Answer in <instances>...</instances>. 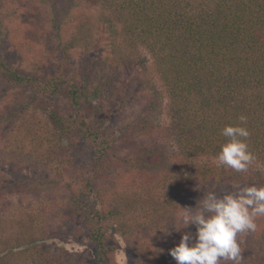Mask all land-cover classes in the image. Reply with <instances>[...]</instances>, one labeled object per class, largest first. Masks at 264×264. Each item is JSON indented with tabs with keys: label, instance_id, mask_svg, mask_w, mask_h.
<instances>
[{
	"label": "trees",
	"instance_id": "1",
	"mask_svg": "<svg viewBox=\"0 0 264 264\" xmlns=\"http://www.w3.org/2000/svg\"><path fill=\"white\" fill-rule=\"evenodd\" d=\"M38 1L45 9L46 37L36 35L32 24L9 27L16 11L5 12L0 4V80L10 89L29 92L36 106L55 103L48 112L55 142L75 133L91 149L92 166L80 176L69 174L70 154L47 140L52 151L45 163L28 168L40 166L46 178H26L16 186L38 189L37 197L40 188L56 189L57 215L64 226L48 234L43 228L35 242L3 250L0 264H107V243L115 234L139 254L138 264H153L157 242L144 249L132 224L136 212L149 218L147 224L160 215L168 224L182 211L186 193L193 198L223 183L231 188L264 184V0H87L86 12L68 38L64 21L74 0L69 7L60 0ZM90 9L98 10L97 19L89 16ZM141 49L150 57L160 90L149 80L124 92V66L137 67V73L148 69ZM46 65L54 68L53 75L37 73ZM145 96L141 115H152L164 100L165 124L151 126L148 117L138 114L111 130L103 118L89 123L83 115L93 104L96 110L116 114ZM28 105L0 111V130L16 142L9 145L15 151L8 160L19 176L25 168L16 166V156L29 155L26 145L32 150L46 145L36 143L46 137L43 126L39 124V132L21 123ZM226 125L250 133L244 142L255 160L247 172L218 166ZM21 129L22 137L16 135ZM129 131L137 139L123 156L117 147ZM9 182L0 179V192ZM158 188L161 197L154 201ZM130 190L143 200L137 208L129 202ZM258 220L251 235L262 246L264 230L257 232ZM85 231L92 245L89 254L64 251L55 257L41 250L39 243L50 237L78 240Z\"/></svg>",
	"mask_w": 264,
	"mask_h": 264
},
{
	"label": "rangeland",
	"instance_id": "2",
	"mask_svg": "<svg viewBox=\"0 0 264 264\" xmlns=\"http://www.w3.org/2000/svg\"><path fill=\"white\" fill-rule=\"evenodd\" d=\"M86 2L87 0H74V4H71L69 7V0L59 1L61 6L67 5L70 11V13L65 17L64 21L63 32L65 38H68L69 35L76 29L77 18L84 16L86 12V6H88V3ZM0 4L2 8H4L5 12H10L12 10L16 11V16H12L8 23V25H10L9 27L16 28L18 25L32 24V28L34 29L36 35L40 34V36L46 37L50 34L47 27L42 23L45 18V9L38 0H0ZM89 16H91L93 19H97L98 10L90 9ZM77 54L78 53H76L75 56ZM140 55L142 59L148 62V69L145 72L137 73V67L132 65L124 66L122 71L124 92L134 90L136 87L140 86L141 84L144 85L145 82L149 80H151L155 84V87L160 90V86L155 80L148 53L141 49ZM54 72L55 70L53 67H51V65L43 66L37 71V73H42L44 75H53ZM144 89L146 90L145 87ZM145 98H147V96L139 99L140 101L138 102L133 100L128 102L125 108L116 114L107 113L105 110H96L97 106L96 104H93L95 107H93V109L85 110L83 115L86 117L89 123L94 121L95 118L101 120L104 119L106 123H103L111 130H115L122 127L126 122L133 121L134 116L138 114L141 115ZM25 103H29L27 107L28 113L24 115L21 123H24L23 126L25 127H35L38 131L40 127L39 124L43 126L46 137L39 138L36 143L42 144V142H44L46 145H39L41 147L38 146L39 148L35 150H32L30 146L26 145V150L29 151V155L26 157H21L19 155L16 156V166L18 168H25V171L22 173L23 175L19 176L16 175L14 168L8 160L9 153L15 151V147L9 145H15L16 142L14 140L8 141L5 139L6 134L0 130V179L10 181L9 184H4V188L0 192V252L3 250H8L11 247L25 246L35 242L34 240L39 238V234H41L43 228H46L45 232H50L56 227L64 226L62 219H60L57 215L59 209L55 205V198L58 196L56 189L52 187H49L48 189L45 187L40 188L39 190L41 191V195L37 197V195L34 193V190L38 189L32 187L31 190H21L22 188L16 186L17 183L23 181L26 178H46L40 172V170H42L40 166L39 168L33 167L34 170H30L28 168H30V165L34 166L36 162L42 164L45 163L46 157H49L48 155L52 151V147L48 141L51 142V144H58L56 148L59 147V151L70 154L72 158V171L69 172V174L80 176L81 172L86 173L89 169H91L92 166L91 149L86 144V142L77 137L75 133L71 134L67 140H64L60 143L55 142V139L51 134L48 118L49 110L55 109L51 107V105L53 106L55 103L50 104L48 102L41 101V106H36V104L32 103L29 92H23L20 89H10L0 80V111L6 108L19 109L22 104ZM103 106L105 108L106 104H103ZM164 107L165 101L162 100L152 115H147V113H144L141 116L144 115L148 117V122L151 124V126L155 124H165L167 119L164 114ZM22 132L23 130L21 129V131H19L16 135L19 136ZM24 134L25 132L22 133L21 137ZM126 136L128 139L123 140L124 142H121V145L117 147L119 154L123 156H126V152L129 150V145H132V142H134L133 140L137 139V134L134 132L129 131ZM5 144L7 148L4 147ZM151 171L152 170H150V172ZM132 179H134V177ZM252 185L257 187L264 186V184H241L238 186L245 187ZM160 190L161 189L159 188L155 190L156 197H154V201L157 200L158 196L161 197ZM235 190L236 187L231 188L230 184L223 183L213 191L207 190L202 193L198 192V196L193 198H190L188 193H186L180 202L183 208H195L197 201L202 199L204 195H207L210 192H214L219 196L234 192ZM49 196H53V198L49 199ZM128 197L129 202L132 203L133 206H136V208L138 207V202L143 201L141 196L139 198V193H135L133 190L128 192ZM62 207H64V204ZM54 216H56L58 219H56ZM133 218H135V223L132 222V224L135 225V228H138L137 231L140 235L139 240L144 242V249L148 248L146 245L148 246V244H152V246H154L155 242H157L158 249H156V256L152 258L153 264H176V261L169 254V249L179 244L181 236L184 232H190L194 237L196 231L194 225H190L187 228L176 231L175 223L177 228H179L180 225L174 217L169 218L173 221L168 224L166 223L168 220L165 221L164 217L161 215L153 222L148 224L145 222H147L149 218L145 217V215L142 213L136 212L135 217ZM257 218L260 219L258 222L261 224L260 228L257 229V232H259L264 230V216ZM53 233L54 232H51L49 236H51ZM251 233L252 231H247L237 235V242L242 250L243 256L241 264H264V245H258V243L255 241L256 237L254 234L251 235ZM257 234L260 235V233ZM50 238L40 242L39 244H41V250L43 253L55 257L64 251L67 253L86 255L90 253L92 246L86 231L78 240L68 239L65 241ZM107 244L111 248L107 264L139 263V254L133 252L126 245L119 234L113 235ZM151 250L153 251V247L150 249V251ZM230 262L231 261H228L227 264Z\"/></svg>",
	"mask_w": 264,
	"mask_h": 264
},
{
	"label": "clouds",
	"instance_id": "3",
	"mask_svg": "<svg viewBox=\"0 0 264 264\" xmlns=\"http://www.w3.org/2000/svg\"><path fill=\"white\" fill-rule=\"evenodd\" d=\"M240 121L246 123V117ZM222 135L227 142L217 155L218 166L247 172L255 156L244 141L250 136L245 127L226 125ZM181 208V207H180ZM175 218L180 227L195 226V235L184 232L179 244L169 249L176 264H241L242 250L237 235L255 231L257 217L264 216V186L239 187L234 192L217 195L210 192L198 200L195 208H181ZM194 242L190 244V241Z\"/></svg>",
	"mask_w": 264,
	"mask_h": 264
}]
</instances>
